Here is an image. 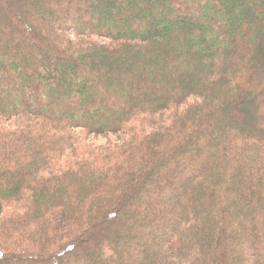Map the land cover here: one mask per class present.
I'll use <instances>...</instances> for the list:
<instances>
[{
    "label": "trees",
    "instance_id": "trees-1",
    "mask_svg": "<svg viewBox=\"0 0 264 264\" xmlns=\"http://www.w3.org/2000/svg\"><path fill=\"white\" fill-rule=\"evenodd\" d=\"M6 5L0 264H264V0Z\"/></svg>",
    "mask_w": 264,
    "mask_h": 264
},
{
    "label": "rangeland",
    "instance_id": "rangeland-1",
    "mask_svg": "<svg viewBox=\"0 0 264 264\" xmlns=\"http://www.w3.org/2000/svg\"><path fill=\"white\" fill-rule=\"evenodd\" d=\"M22 1L23 0H0V13H3V12H8V9L10 8V7H8L6 4L7 3H10V5H11V7H15V6H22L21 4H22ZM24 2H26V1H24ZM24 4V3H23ZM26 4V3H25ZM24 7H25V9L24 10H22L21 12V14H22V16L25 18V19H27L28 18V13H27V11L29 12L30 10H32L33 8H34V4H32V3H30V4H28V5H24ZM17 9V8H16ZM17 10H20V9H17ZM43 15H44V19L42 18V15L41 14H39V13H36L35 14V16H33V20H34V22L35 23H39V24H42V23H44L45 25H47V24H49V23H51V19H52V14H50V13H46V12H44L43 13ZM15 24L17 23V24H19L18 22H14ZM42 32V31H41ZM95 144H97V145H103L105 142H106V138H104V137H101V136H96V137H94L93 138V140H92Z\"/></svg>",
    "mask_w": 264,
    "mask_h": 264
}]
</instances>
